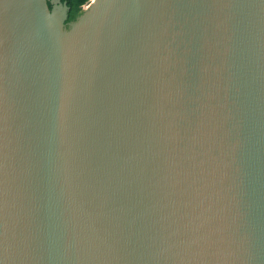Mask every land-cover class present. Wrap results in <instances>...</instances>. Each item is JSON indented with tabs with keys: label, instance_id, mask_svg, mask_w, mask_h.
Here are the masks:
<instances>
[{
	"label": "water",
	"instance_id": "water-1",
	"mask_svg": "<svg viewBox=\"0 0 264 264\" xmlns=\"http://www.w3.org/2000/svg\"><path fill=\"white\" fill-rule=\"evenodd\" d=\"M89 4L0 0V264H264V0Z\"/></svg>",
	"mask_w": 264,
	"mask_h": 264
},
{
	"label": "trees",
	"instance_id": "trees-1",
	"mask_svg": "<svg viewBox=\"0 0 264 264\" xmlns=\"http://www.w3.org/2000/svg\"><path fill=\"white\" fill-rule=\"evenodd\" d=\"M61 2H66L67 7L69 8L66 24L75 22L78 17L84 13V8L90 0H61ZM49 8L51 5L48 3Z\"/></svg>",
	"mask_w": 264,
	"mask_h": 264
},
{
	"label": "rangeland",
	"instance_id": "rangeland-1",
	"mask_svg": "<svg viewBox=\"0 0 264 264\" xmlns=\"http://www.w3.org/2000/svg\"><path fill=\"white\" fill-rule=\"evenodd\" d=\"M90 6H91V5L88 3V4H86L85 6H83V8H84V10H87L88 8H90ZM69 31H70V30H68L67 33H68Z\"/></svg>",
	"mask_w": 264,
	"mask_h": 264
},
{
	"label": "bare ground",
	"instance_id": "bare-ground-1",
	"mask_svg": "<svg viewBox=\"0 0 264 264\" xmlns=\"http://www.w3.org/2000/svg\"><path fill=\"white\" fill-rule=\"evenodd\" d=\"M97 2V0H90L91 4H95Z\"/></svg>",
	"mask_w": 264,
	"mask_h": 264
}]
</instances>
